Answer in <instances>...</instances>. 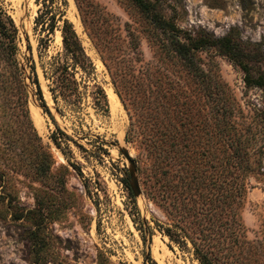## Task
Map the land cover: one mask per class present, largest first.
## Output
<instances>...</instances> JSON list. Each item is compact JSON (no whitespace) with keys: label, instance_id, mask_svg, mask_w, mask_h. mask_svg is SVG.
Instances as JSON below:
<instances>
[{"label":"rangeland","instance_id":"obj_1","mask_svg":"<svg viewBox=\"0 0 264 264\" xmlns=\"http://www.w3.org/2000/svg\"><path fill=\"white\" fill-rule=\"evenodd\" d=\"M0 3L18 29L15 57L25 88L13 83L0 48V264H199L191 242L180 247L163 228L209 197L208 207L218 209L222 184L235 179L229 161L222 170V136L243 141L245 154L238 208L244 229L232 251L248 264L264 263V0H142L146 7L65 0L64 18L95 65L107 114L96 111L89 93L74 105L54 104L44 71L63 56L62 36L55 29L40 45L41 0ZM225 37L226 53L211 42ZM197 38L209 41L194 48L189 42ZM30 67L54 121L75 142L61 138L59 147L52 140L61 134L37 100ZM135 111L145 122L127 138ZM134 181L139 213L127 187ZM141 219L151 239L148 232L143 239Z\"/></svg>","mask_w":264,"mask_h":264},{"label":"trees","instance_id":"obj_2","mask_svg":"<svg viewBox=\"0 0 264 264\" xmlns=\"http://www.w3.org/2000/svg\"><path fill=\"white\" fill-rule=\"evenodd\" d=\"M135 1L143 7H146L143 5L142 0ZM64 4H66L65 0H62L58 4L48 3L47 0H41V7L35 17V25L40 31L45 33L39 40L40 45L47 44L49 35L53 33L55 29L60 30L62 36L63 56H53L48 62V70L44 71L45 77L50 81L48 86L53 102L57 105L58 100L61 99L69 105H74L78 103L85 93H89L92 97V105L96 111L101 114H107L109 112L107 96L102 85L96 78L95 65L87 55L72 23L64 18ZM164 24L169 25L167 21H164ZM17 39L18 29L12 17L7 14L0 3V48L4 51L8 64L12 66L13 83H15L17 88L22 87V89H25L24 81L21 76V69L15 57L18 50L16 45ZM175 40L181 48H185V51L188 50L187 45L181 43L177 38ZM208 41L209 39L207 38H197L189 42V44L196 48ZM211 42L219 44V48H221L223 52H229L230 39L228 37ZM27 46L30 48L29 45ZM178 51H180V49ZM30 68L32 70V67ZM242 68L245 72L244 81L247 85H250L254 81L248 68L244 65H242ZM31 73L33 76L30 77V83L33 84L36 89L37 100L42 106L43 111L54 121L53 115L43 97L38 78L33 70ZM77 73L80 74L79 80L76 77ZM56 109L59 110L57 106ZM23 112V116L28 120V128L35 132V128L29 117L28 109H24ZM135 117V119L133 118V120L130 121L126 134L127 138L136 134L141 122H145L136 111ZM54 123L58 130L57 132L61 134V137H58L54 132L51 134V138L57 146H61V138L73 141V139L58 127L55 121ZM223 125H226L225 121H223ZM145 138H149L148 135H146ZM75 144L77 145V143ZM101 144H107V141L103 140ZM221 144L223 148V157L221 159L222 170L224 171L226 163L229 161L233 168L235 179L230 185L228 183L226 185L222 184V190L217 197L218 209L212 211L213 207H208L209 204L207 203L211 202L209 197L204 207H194L193 212L188 209L191 215L183 212L173 214L172 225L164 227L163 230L169 239L180 247L186 246L187 242L190 241L193 247V254L195 258L198 259L199 264H248L243 257L239 260L236 259L232 251L234 245L236 247L239 246L238 243H240L239 240H241L244 229L238 214L239 204L242 201L243 192L245 191L242 180V170L245 167L243 164L245 154L243 155V151L240 147L243 141L222 136ZM77 146L81 147L80 145ZM227 148H231V152L227 151ZM224 181L225 180L222 179V182ZM127 187L129 188L128 183ZM186 187L187 186H183L181 191L185 193V195L190 193ZM129 191L130 196L134 199V195L130 188ZM133 202L137 213H139L135 199ZM209 212H212V217L208 216ZM190 216H192L191 219L189 218ZM141 223L142 226L138 227V229L142 232L141 235L143 239L145 240V234L147 232L149 233V239H151L152 233L150 226L146 225L142 219ZM193 223H198L199 225L194 226ZM153 263L156 264L155 262ZM254 264L264 263H262V261L257 262V260L254 259Z\"/></svg>","mask_w":264,"mask_h":264},{"label":"bare ground","instance_id":"obj_3","mask_svg":"<svg viewBox=\"0 0 264 264\" xmlns=\"http://www.w3.org/2000/svg\"><path fill=\"white\" fill-rule=\"evenodd\" d=\"M111 88V87H110ZM108 88V98H109V102H110V106H111V109H115L116 108V99L118 98L117 95L115 94V92H113L112 88L110 89ZM34 119L36 121V124L38 126H40L42 123H40V115L38 112L35 113L34 115Z\"/></svg>","mask_w":264,"mask_h":264},{"label":"water","instance_id":"obj_4","mask_svg":"<svg viewBox=\"0 0 264 264\" xmlns=\"http://www.w3.org/2000/svg\"><path fill=\"white\" fill-rule=\"evenodd\" d=\"M126 155V157L128 158V159H130V156H129V154H125ZM129 186H130V189L132 190V193H133V195L135 196V193L136 192H138V186H137V182L136 181H134V185L133 184H129Z\"/></svg>","mask_w":264,"mask_h":264}]
</instances>
